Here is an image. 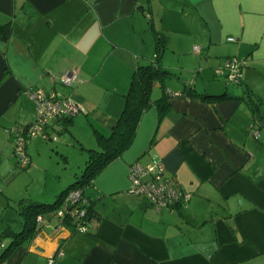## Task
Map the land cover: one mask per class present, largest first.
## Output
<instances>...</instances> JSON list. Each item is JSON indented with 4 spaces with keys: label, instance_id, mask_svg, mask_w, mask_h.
Here are the masks:
<instances>
[{
    "label": "crops",
    "instance_id": "0c3cea01",
    "mask_svg": "<svg viewBox=\"0 0 264 264\" xmlns=\"http://www.w3.org/2000/svg\"><path fill=\"white\" fill-rule=\"evenodd\" d=\"M8 21L11 34L0 38L2 187L19 170L42 169L28 146L36 137L54 141L63 133L59 144L86 150L96 146L98 132L108 134L137 63L153 56L157 31L166 34L162 63L173 73L163 86L174 94L162 116L155 104L141 114L129 147L86 189L98 215L90 233L44 214L37 234L0 264H264V127L253 123L244 98L198 101L178 94L192 86L247 98L248 88L264 115V0H0V24ZM230 56L245 60L241 85L234 87L214 73ZM72 68L77 78L66 86L60 76ZM36 89L57 92L86 111L47 126L55 138L28 140L29 161L22 165L11 129L34 121L36 103L26 91ZM161 94L157 83L151 99ZM137 161L160 162L165 177L189 197L157 209L132 194L129 166ZM68 173L54 169L49 186L46 179L34 197H8L6 206L11 201L15 209L21 198L51 201ZM13 220L21 228L16 215L3 229Z\"/></svg>",
    "mask_w": 264,
    "mask_h": 264
},
{
    "label": "trees",
    "instance_id": "16d2710c",
    "mask_svg": "<svg viewBox=\"0 0 264 264\" xmlns=\"http://www.w3.org/2000/svg\"><path fill=\"white\" fill-rule=\"evenodd\" d=\"M10 34V22L8 21L0 24V38L6 40L9 38ZM166 47V34L163 31H157L155 33V48L153 56L146 58L143 63H137L132 72L130 85L127 91L123 94L124 107L121 114L108 134L98 132L96 135V146L86 149L87 156L84 167L79 173L75 174L74 181L62 189L53 201L48 202L21 198L17 202L15 209L22 219V225L20 229H14L11 226V223H9L0 232V263L3 262L17 246L31 240L37 234L40 228L39 224L43 223V221L38 218L39 216L46 219L43 215L48 214L50 217L56 219L57 224H68L71 226L72 231H80L78 228V219H76L75 216L70 214H65L60 218L56 216L57 210L61 209L65 204V197L74 189L80 190V199L75 204L86 208V216L84 220L87 223L88 228L83 233L91 232V227L93 226L94 221L98 218V215L93 209L92 202L89 201V198L85 194L86 189L91 186L95 176L102 169H104L112 160L121 156L129 147L134 138L140 116L145 110H147L152 104H155L158 108L159 114L162 116L169 109L170 105L168 98L174 93L168 90L167 87L163 86L164 79L173 74L171 70L166 68L162 63V57ZM214 73L218 78H222L225 85L230 83L233 85H241V77L234 82L228 81L225 78L226 72L219 74L214 70ZM157 83L162 87V94L158 99L152 100L151 92ZM72 84H74V82ZM243 90L247 93V98L241 95H233L227 91H223L220 94H211L204 91L197 92L192 86H186L178 94L198 101H220L229 98H244L250 105L253 123L256 124L258 128L262 126L264 127V115L261 112L260 101L258 99V101H256L250 97L253 93L248 88ZM54 93H56L59 98H67L59 95L57 92ZM73 116L74 115H65L59 118H53L47 126H52L53 122L58 121H64V123H66L70 121ZM47 126L45 127V132ZM52 136V134L47 133L46 138H55ZM181 202L182 201L176 202L170 207H177ZM70 206H72V204H70ZM5 240L7 241L4 242Z\"/></svg>",
    "mask_w": 264,
    "mask_h": 264
},
{
    "label": "built area",
    "instance_id": "2783aa9c",
    "mask_svg": "<svg viewBox=\"0 0 264 264\" xmlns=\"http://www.w3.org/2000/svg\"><path fill=\"white\" fill-rule=\"evenodd\" d=\"M233 41L235 38L229 37ZM199 51V46H194V52ZM245 60L235 56L228 57L225 63L215 67L216 73L226 72L228 81H237L241 76L240 68ZM77 78L75 68L66 70L60 80L63 84L71 85ZM26 95L36 103V113L34 121L28 126H14L11 133L14 134V154L22 165L28 163L25 146L31 138L42 135L47 137L45 127L53 118H59L65 115H75L79 112H85V108L78 105L70 98H59L54 92L46 93L42 89L27 90ZM255 136L257 132H254ZM129 191L132 194L140 196L157 209L169 207L172 204L186 200L189 195L179 189L171 180L164 175V166L160 162L152 164H142L133 162L129 166ZM80 199V190L74 189L65 197V204L58 209L56 216L58 218L65 214L75 216L80 231L85 232L88 228L85 222L86 208L75 204ZM72 204V206H70ZM74 204V205H73ZM41 221H45L41 216ZM48 264H53L50 259Z\"/></svg>",
    "mask_w": 264,
    "mask_h": 264
},
{
    "label": "rangeland",
    "instance_id": "374dc122",
    "mask_svg": "<svg viewBox=\"0 0 264 264\" xmlns=\"http://www.w3.org/2000/svg\"><path fill=\"white\" fill-rule=\"evenodd\" d=\"M201 57L204 58L203 56ZM212 81L214 80H211V82ZM222 83L224 85V82ZM226 86L234 87L232 83ZM61 136H63V133L56 134V138L54 141L47 139L45 140L41 137H36L34 140H32V142L28 146L31 154H34V156H36L34 157L36 162L34 160L33 163L36 167L38 166L42 169H37L34 173L27 172L26 170H19V172H17L16 174L11 175L10 180L5 187H2L0 185V189L3 190V192L0 193V232L3 230V224L5 223V220L9 217H15L17 215V217L20 219L17 211L14 209V207L11 206L14 205V202H12L11 204V201H9V204H7L6 206L5 203L8 197L10 199H15V197H19L20 195H22L21 197H26L27 195H29V193L32 197H34V193L38 191L37 188L42 187V185L46 183V179H48L47 186L50 185L51 181L49 182V179H51V173L54 171V169L63 168L64 170H68L69 173L68 175L61 178V183L58 184L59 186L55 190L56 195L54 194L51 196V201H53L55 197L60 193L62 188L64 189L74 181L75 172L79 173L84 167V158L87 156L86 150H81L79 148V145L76 147L74 146V144H70L67 146L65 144H59L58 138ZM80 152H82L83 156L80 155ZM63 155L67 156L65 162L63 159ZM44 168H47L49 171L47 177H45V175L43 174ZM31 169L32 168H30V171ZM6 191L8 193H6ZM40 197L36 198L40 199ZM9 222L14 228L19 226V224H16L18 223L16 220ZM6 241L7 240H5L4 242Z\"/></svg>",
    "mask_w": 264,
    "mask_h": 264
}]
</instances>
